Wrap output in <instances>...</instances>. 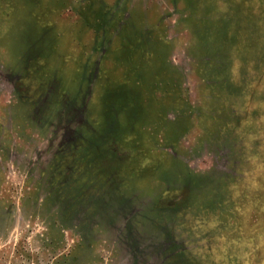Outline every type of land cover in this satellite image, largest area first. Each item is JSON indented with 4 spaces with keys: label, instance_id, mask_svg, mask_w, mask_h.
I'll list each match as a JSON object with an SVG mask.
<instances>
[{
    "label": "rangeland",
    "instance_id": "1",
    "mask_svg": "<svg viewBox=\"0 0 264 264\" xmlns=\"http://www.w3.org/2000/svg\"><path fill=\"white\" fill-rule=\"evenodd\" d=\"M263 162L264 0H0V264H264Z\"/></svg>",
    "mask_w": 264,
    "mask_h": 264
},
{
    "label": "trees",
    "instance_id": "2",
    "mask_svg": "<svg viewBox=\"0 0 264 264\" xmlns=\"http://www.w3.org/2000/svg\"><path fill=\"white\" fill-rule=\"evenodd\" d=\"M262 164H264V162H263ZM262 176H263V175H262ZM263 179H264V176H263Z\"/></svg>",
    "mask_w": 264,
    "mask_h": 264
}]
</instances>
